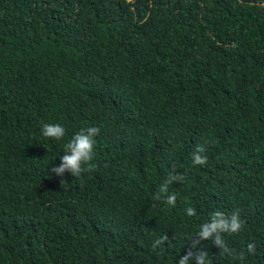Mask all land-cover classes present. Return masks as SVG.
Returning a JSON list of instances; mask_svg holds the SVG:
<instances>
[{
  "label": "trees",
  "instance_id": "16d2710c",
  "mask_svg": "<svg viewBox=\"0 0 264 264\" xmlns=\"http://www.w3.org/2000/svg\"><path fill=\"white\" fill-rule=\"evenodd\" d=\"M88 127L91 170L50 172ZM263 189L264 0H0V264H264ZM215 211L229 251L192 248Z\"/></svg>",
  "mask_w": 264,
  "mask_h": 264
},
{
  "label": "clouds",
  "instance_id": "9594fccd",
  "mask_svg": "<svg viewBox=\"0 0 264 264\" xmlns=\"http://www.w3.org/2000/svg\"><path fill=\"white\" fill-rule=\"evenodd\" d=\"M98 132V128L88 127L74 134L70 140L63 145L64 154L60 156L59 166L52 167L49 171L58 176H63L67 171L71 176L80 177L83 172L91 170L90 162L93 158V148L95 145L94 137ZM41 134L45 138L61 140L66 134V129L60 123L45 122L41 125ZM203 152L204 148L198 146L196 152L193 153L194 164L202 165L206 163L207 158L200 155V153ZM182 181L183 176L179 174H169L165 182L159 186L153 199L160 200L167 205L175 206L176 197L174 194H168V185L173 182ZM186 212L189 216L196 214L195 210L191 207L187 208ZM241 228L242 221L238 212L234 211L230 215H225L221 211H215L211 216L210 222L201 225L197 238L193 241L192 248H195L201 241L211 240L218 248L228 252L229 249L221 233H237ZM164 239H167V237L156 240L153 246L155 247V245L162 243ZM253 247L252 244L248 245L249 250L253 249ZM206 256L207 253L205 251H192L190 248L187 254L179 259L178 264H188V261L193 258L195 259V264H205Z\"/></svg>",
  "mask_w": 264,
  "mask_h": 264
},
{
  "label": "rangeland",
  "instance_id": "374dc122",
  "mask_svg": "<svg viewBox=\"0 0 264 264\" xmlns=\"http://www.w3.org/2000/svg\"><path fill=\"white\" fill-rule=\"evenodd\" d=\"M264 198V189L263 190H260V191H257L254 195H252L251 197L247 198V202H252V201H260ZM189 207H192V206H188L186 207L184 210L186 211L187 208ZM179 208H174L173 209V212H176L178 211ZM181 211V210H180Z\"/></svg>",
  "mask_w": 264,
  "mask_h": 264
}]
</instances>
